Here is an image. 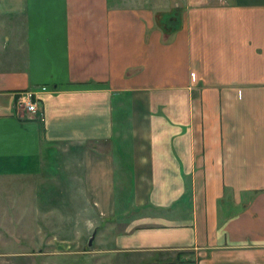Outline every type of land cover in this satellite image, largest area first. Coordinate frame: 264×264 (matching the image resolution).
<instances>
[{"label": "crops", "instance_id": "1", "mask_svg": "<svg viewBox=\"0 0 264 264\" xmlns=\"http://www.w3.org/2000/svg\"><path fill=\"white\" fill-rule=\"evenodd\" d=\"M59 157L93 256L264 264V0H0V175Z\"/></svg>", "mask_w": 264, "mask_h": 264}, {"label": "rangeland", "instance_id": "2", "mask_svg": "<svg viewBox=\"0 0 264 264\" xmlns=\"http://www.w3.org/2000/svg\"><path fill=\"white\" fill-rule=\"evenodd\" d=\"M44 165L46 175H0V264H186L172 252L119 256L111 263L109 256H93L101 245L97 234L89 245L95 226L83 219L89 216L85 195L64 183L72 177L67 160Z\"/></svg>", "mask_w": 264, "mask_h": 264}, {"label": "built area", "instance_id": "3", "mask_svg": "<svg viewBox=\"0 0 264 264\" xmlns=\"http://www.w3.org/2000/svg\"><path fill=\"white\" fill-rule=\"evenodd\" d=\"M47 88L43 87L38 90L23 91L16 95V109L28 115L40 114V95L46 92Z\"/></svg>", "mask_w": 264, "mask_h": 264}, {"label": "trees", "instance_id": "4", "mask_svg": "<svg viewBox=\"0 0 264 264\" xmlns=\"http://www.w3.org/2000/svg\"><path fill=\"white\" fill-rule=\"evenodd\" d=\"M180 15L179 10H176L174 14L171 15H161L160 16V25L162 30L167 33L171 34L176 31L180 27Z\"/></svg>", "mask_w": 264, "mask_h": 264}, {"label": "water", "instance_id": "5", "mask_svg": "<svg viewBox=\"0 0 264 264\" xmlns=\"http://www.w3.org/2000/svg\"><path fill=\"white\" fill-rule=\"evenodd\" d=\"M94 237H95V234L93 235V237H92V238L90 239V241H89V245H90V246H92V244H93Z\"/></svg>", "mask_w": 264, "mask_h": 264}]
</instances>
